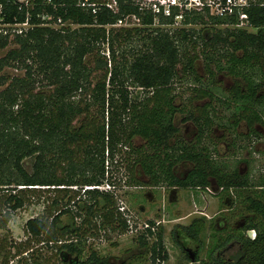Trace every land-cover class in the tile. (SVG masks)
Listing matches in <instances>:
<instances>
[{"label": "trees", "instance_id": "16d2710c", "mask_svg": "<svg viewBox=\"0 0 264 264\" xmlns=\"http://www.w3.org/2000/svg\"><path fill=\"white\" fill-rule=\"evenodd\" d=\"M79 1L58 0L57 7L38 10L51 15L50 24L59 19L67 24L61 29L43 26L41 18L31 16L34 27L23 35L10 40L0 34V49L11 46L0 58V231L8 227L12 214L34 204L40 193L53 191L59 195L49 207L57 213L30 219L26 223L30 239L62 243L58 253L75 259L63 264H111L94 251L85 256L87 232L82 226L59 229V225L63 216L75 217L73 200L65 204L66 198L87 188L83 201L87 217L100 220V230H127L113 194L99 190L106 183L114 184L111 167L121 158L132 183L141 187L206 191L214 185L222 190L223 199L243 220L242 227L235 233L214 227L203 264H264V173L253 181L249 174L230 170L216 158V148L205 144V136L217 139L213 130L217 118L210 115L217 96L201 86L204 80L196 68L204 59L210 77L224 75L233 80L226 101L215 99L227 109L234 106L229 130L238 134L245 123L248 137L261 139L256 127L264 128V0H251L249 8L224 18L208 10L178 8L170 17L156 16L131 0H117V13L103 8L94 16L80 8ZM12 10L8 21L23 23L26 16H14L17 10ZM178 16L184 26L203 29L154 28L156 24L173 26ZM131 18L140 27H115ZM200 43L202 58L189 52H196ZM7 69L21 70L23 75L6 76ZM180 73L197 84L190 104L209 100L208 104L190 110L177 102L181 96L174 91ZM180 114L187 115L184 122L195 124L194 141L180 136L175 124ZM28 162H32L30 169ZM182 163L192 168L178 176L175 170ZM138 170L147 181L135 176ZM84 219L83 225L96 224ZM150 225L137 243L150 255L151 264H163L169 259L164 229ZM50 227L55 232L41 240ZM204 227L205 220L197 219L179 229L184 237L198 242ZM249 231L255 232L254 240L246 236ZM26 247L0 236V264H10L27 253ZM231 247L236 255L230 261L221 258Z\"/></svg>", "mask_w": 264, "mask_h": 264}, {"label": "rangeland", "instance_id": "374dc122", "mask_svg": "<svg viewBox=\"0 0 264 264\" xmlns=\"http://www.w3.org/2000/svg\"><path fill=\"white\" fill-rule=\"evenodd\" d=\"M196 11L200 12L199 10ZM203 15L206 16L205 14ZM180 21L181 20L176 21L173 26H161L156 24L154 28L161 27V29L171 32H177L181 29L199 32L203 29L201 25L184 26ZM126 23L127 24H124L122 27H140L138 21L134 18L127 19ZM54 27L60 29L61 26ZM72 28L75 27L73 26ZM242 28L250 33L256 32L255 29L250 27ZM221 29L225 30V28ZM10 49L11 46L4 50L0 49V58L4 57ZM202 51L203 46H201L200 43L196 52H189L190 54L198 53L202 58ZM203 62L204 59H200L196 66L197 72H199V75L204 80L201 86L212 89L217 96L216 98L225 102L228 97V90L233 86V80L224 75H217L216 78L210 77V75L205 72ZM212 66L214 67V65ZM179 69H182V67H179ZM5 74L11 77L22 76L23 71L7 69ZM180 76L181 78L177 81L174 91L177 95L181 96L177 102L190 110H195V107L208 104L209 100L195 102L194 105H191L190 98H193L191 97L193 96L192 90L197 84L183 73H180ZM2 89L3 87L0 88V91ZM215 99L212 102L210 115H214L217 118V124L213 129L215 130L217 139L214 140L212 137L211 141V137L205 136V144L211 150H213V147L216 148L218 153L216 158L227 164L230 170L238 169L243 175L249 174L253 181H257L260 175L264 173V128L261 126L256 127L261 133V139H257L253 136L248 137L249 129L245 123L239 127L238 134L231 133L229 129L232 123V114L235 110L234 106L232 105V107L227 109L226 105ZM186 116L187 115L181 114L177 115L175 124L180 131V136L184 140L191 142L197 137V129L193 122L183 121V118ZM217 125H221V127L223 126L224 128L217 127ZM222 136H225L223 143L221 140ZM135 143L139 145L141 144V140L136 139ZM120 160L121 158L118 160L119 163L111 167L112 182L114 184L106 183L103 187H100L99 190L104 192L108 191L113 194L117 207L128 224V228L125 232H121L119 229L100 230V220L87 217L83 204V201L87 199L84 195V191L87 188L82 190L81 193H78L79 195L70 193V196L65 200V204L70 198L73 200L71 205L75 217L73 218L72 215L63 216L59 229L66 226L76 228L80 226L83 227V231L87 232L86 238L83 239V242L86 243V257L89 255L90 251H94L113 264H151L149 260L150 255L145 254V251L139 247L137 241L140 236L145 234L144 232L147 228H150L148 227V225L151 226L150 222H153L155 224V230L159 227L164 229V247L169 255V259L163 264H193L187 250L198 252L199 262L195 263L203 264L207 257V251L212 244L214 227L218 228L220 232L226 231V233H235V230L241 227L243 220L240 218L239 213L237 212L234 214L235 210L229 205L230 202L228 199H223L218 188L214 185L211 187L210 191L178 190L169 189L167 187H141L132 183L130 173L125 169V166L122 165ZM245 162H248V164ZM31 165L32 162H28L27 167L30 169ZM191 168V164L182 163L176 168L175 173L178 176H182ZM135 176L147 181L140 170L137 171ZM72 189L77 190V188ZM58 195L59 193L53 191L49 193L48 191L40 193L34 201V204L11 215V221L8 227L0 231V236L3 239L7 238L9 243L15 245L22 244L27 246L26 248L30 250L14 258L10 264H63V261L73 262L75 260L66 254L58 253V247L62 243H46L45 240L49 238L50 234L55 232V228L50 227L48 230L49 233L41 239L45 242L30 239L26 233V223L30 219L37 217L42 218L43 216L47 218L49 212L53 215L57 213L55 209L52 207L50 208L49 205ZM75 202L79 205H74ZM76 214H80V216ZM84 218L88 219L90 222L93 220L96 224H93V226H89L88 223L83 225ZM197 219L205 220V227L198 238V242H195L184 237L180 233L181 230L179 228L189 226ZM95 225L96 227L94 228ZM255 235L254 231L246 233V236L250 239ZM71 238L73 237H67L65 240ZM148 242L153 243V239L151 241V238H148ZM12 252L15 253V250L12 249ZM223 254L224 255L220 257L230 261V259L236 255V250L232 248ZM139 257H143V259H137Z\"/></svg>", "mask_w": 264, "mask_h": 264}, {"label": "built area", "instance_id": "2783aa9c", "mask_svg": "<svg viewBox=\"0 0 264 264\" xmlns=\"http://www.w3.org/2000/svg\"><path fill=\"white\" fill-rule=\"evenodd\" d=\"M58 0H0V34L9 37L13 40L16 36H21L34 26L31 25V16H38L44 22L43 26L57 30L54 26H67L62 20L57 23H48L51 16L49 14L39 13L38 10L43 7H57ZM131 2L140 8L142 11H150L156 16L162 14L165 17L172 16L173 8L187 11H203L208 10L212 16L224 18L233 15L235 12H241L243 9L249 8L251 0H131ZM78 6L86 11H91V14L96 16L103 8L114 13L118 11L117 0H101L100 3L91 0H81ZM17 10V15L26 16L23 23L18 21L10 22L7 16L13 15V10ZM182 17H176V20H181ZM125 21H119L115 27L126 25ZM73 27V26H71ZM109 29V28H108ZM256 235L251 239H255Z\"/></svg>", "mask_w": 264, "mask_h": 264}, {"label": "flooded vegetation", "instance_id": "af4514ba", "mask_svg": "<svg viewBox=\"0 0 264 264\" xmlns=\"http://www.w3.org/2000/svg\"><path fill=\"white\" fill-rule=\"evenodd\" d=\"M174 189H177V188H174ZM210 189L211 188H209V189H207L206 191H210ZM178 190H180V189H178ZM219 190V193L222 191L221 189H218ZM201 191H203V190H201ZM148 227H149V225H148ZM242 227V226H241ZM154 230V229H153ZM187 253H188V255H189V257H190V255L192 254V255H196V261L195 262H199V260H198V252H191L190 250H187ZM191 260V259H190ZM192 261V260H191ZM111 264H113L112 262H111Z\"/></svg>", "mask_w": 264, "mask_h": 264}, {"label": "water", "instance_id": "95a60500", "mask_svg": "<svg viewBox=\"0 0 264 264\" xmlns=\"http://www.w3.org/2000/svg\"><path fill=\"white\" fill-rule=\"evenodd\" d=\"M190 259L192 260V262H193V264H197V263H195V261H196V255H190Z\"/></svg>", "mask_w": 264, "mask_h": 264}]
</instances>
